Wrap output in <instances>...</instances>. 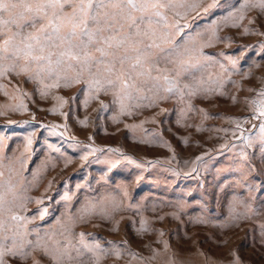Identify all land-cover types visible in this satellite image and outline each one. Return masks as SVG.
Wrapping results in <instances>:
<instances>
[{"label":"rangeland","instance_id":"rangeland-1","mask_svg":"<svg viewBox=\"0 0 264 264\" xmlns=\"http://www.w3.org/2000/svg\"><path fill=\"white\" fill-rule=\"evenodd\" d=\"M159 3L87 63L0 50V264H264V0Z\"/></svg>","mask_w":264,"mask_h":264},{"label":"snow or ice","instance_id":"snow-or-ice-1","mask_svg":"<svg viewBox=\"0 0 264 264\" xmlns=\"http://www.w3.org/2000/svg\"><path fill=\"white\" fill-rule=\"evenodd\" d=\"M109 5L116 9V12L111 15L101 11ZM66 6L72 7L71 13L64 12ZM161 6L159 0H34V3L33 0H0V15L10 14L7 20L0 18V25L11 23L19 29L3 40L0 50L6 52L11 45L15 49L14 54L19 55L23 52L25 57L42 61L50 60L52 55L50 52L47 55L43 54L46 48L61 47L66 44L68 50L60 52V56H68L80 62L82 53L85 58L83 62L87 63L90 59H96L87 49L98 42L97 36L100 32L106 29H123L126 24L129 29H135L139 35L142 24L150 23L153 15H161L159 11H150V9H158ZM17 9L19 11H14ZM49 9H52L51 15H49ZM117 16L119 20L116 19ZM43 20H47V24H41L39 28H36L37 22ZM90 23L97 27L89 28ZM101 25L105 27H100ZM26 28H34L35 31L24 34L23 29ZM63 29L66 31H62ZM143 35L147 36L148 31L145 30ZM18 36L22 37L19 44H22L23 48L15 43ZM107 40L108 38H101V42L106 43ZM151 46L146 45V47ZM76 49L79 51H75ZM96 50L101 53V56L107 55L103 48ZM134 50L139 51V49ZM36 52L41 54L36 55ZM125 58H121V65ZM142 66V60L137 56L131 67L136 69ZM108 71H111V68ZM147 71L150 72L151 69Z\"/></svg>","mask_w":264,"mask_h":264}]
</instances>
